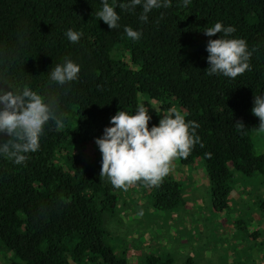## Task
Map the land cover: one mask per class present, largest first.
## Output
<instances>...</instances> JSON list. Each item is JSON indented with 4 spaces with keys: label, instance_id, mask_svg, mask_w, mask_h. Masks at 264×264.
I'll list each match as a JSON object with an SVG mask.
<instances>
[{
    "label": "trees",
    "instance_id": "16d2710c",
    "mask_svg": "<svg viewBox=\"0 0 264 264\" xmlns=\"http://www.w3.org/2000/svg\"><path fill=\"white\" fill-rule=\"evenodd\" d=\"M100 7L99 0H0V80L57 97L63 120L62 128L46 126L40 149L26 164L0 158L1 261L182 264L164 252L167 247L150 250L139 241L130 250L118 238L130 229L138 192L156 211L187 206L179 169L202 164L212 209L232 227L225 239L232 264H264V154L256 152L259 120L251 113L254 94L264 95V0H192L187 8L172 0V7L153 10L147 23L139 21V8L136 14L117 9L121 28L113 31L96 19ZM217 22L234 27L233 38L244 39L252 52L250 70L235 79L205 72L209 38L203 32ZM124 26L141 32V39L127 38ZM69 28L83 32L78 44L66 39ZM65 57L80 65L79 79L49 86L47 73ZM141 103L152 116L149 128L177 109L200 125V142L187 159L172 161L158 185L117 190L100 176L94 140L119 110L131 114ZM237 121L246 128L238 130ZM252 178L263 190L238 186ZM242 189L252 200L239 211Z\"/></svg>",
    "mask_w": 264,
    "mask_h": 264
},
{
    "label": "clouds",
    "instance_id": "9594fccd",
    "mask_svg": "<svg viewBox=\"0 0 264 264\" xmlns=\"http://www.w3.org/2000/svg\"><path fill=\"white\" fill-rule=\"evenodd\" d=\"M99 2L101 7L95 17L112 31L121 28L120 12L136 14L139 8V21L147 23L153 10L172 7V0ZM180 3L187 8L192 0H180ZM235 31L234 27L217 22L203 32L209 38L205 47L207 75L235 79L250 70L252 52L244 39L233 38ZM123 32L132 41H138L142 36L131 26H124ZM218 34L217 39H212ZM64 35L70 43L78 44L83 32L69 28ZM80 71L78 63L65 57L47 73L49 86L63 88L70 85L79 79ZM251 113L259 120L258 131L264 132V95L254 94ZM151 120L145 103L138 104L131 114L119 110L110 118V126L95 138L94 143L101 153L100 176L106 177L114 189L127 191L137 183L145 187L158 185L169 174L172 161L187 159L200 142L197 135L200 125L186 121L185 115L177 109H170L158 125L149 128ZM50 123L57 128L63 127L57 97L42 95L27 85L14 87L0 80V158L7 157L15 165L26 164L29 154L40 149L41 137ZM234 125L238 130L246 128L241 121ZM5 137L8 138L6 141Z\"/></svg>",
    "mask_w": 264,
    "mask_h": 264
},
{
    "label": "rangeland",
    "instance_id": "374dc122",
    "mask_svg": "<svg viewBox=\"0 0 264 264\" xmlns=\"http://www.w3.org/2000/svg\"><path fill=\"white\" fill-rule=\"evenodd\" d=\"M254 139L256 152L264 154V132L258 133ZM179 170L184 171L182 176L186 187L188 186L189 202L186 203L187 206L180 208L179 212L178 209L173 212L156 211L150 206L146 195L138 192V199L141 198L140 204L135 205L134 210L136 211L129 210L127 225L130 229L128 228V231L125 229L124 237L118 238L122 243L120 245L123 248L126 242L125 247L129 245L132 250L134 244L140 241V243L144 242L143 245L146 248H151L150 250L156 249V247H167L168 250L164 252L178 259L182 264H185L188 258H192L194 264H226L230 258L228 264H232V247H229V241L225 240L232 233V227L223 222L224 216L215 214L212 209L210 185L206 180L207 177L205 178L204 166L197 164ZM238 186L244 188L248 186L255 192L262 187L255 178L243 179ZM187 196L186 199H188ZM237 197L240 204L236 205V208L239 211L243 210L244 204L252 200L243 189ZM143 209H147V211L145 212ZM131 213L134 214V217L130 216ZM199 230L202 231L196 235L195 233ZM189 231L196 235L194 240L189 238L191 236ZM176 239H183V242L179 243ZM219 241L222 243H218ZM225 243H227L225 247L220 246ZM146 248H143L141 253L146 252ZM233 254L235 258L242 256V254ZM2 257L0 255V264H4L1 261Z\"/></svg>",
    "mask_w": 264,
    "mask_h": 264
}]
</instances>
